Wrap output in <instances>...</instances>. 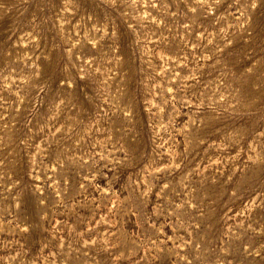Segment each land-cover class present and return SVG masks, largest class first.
Listing matches in <instances>:
<instances>
[{
	"label": "rangeland",
	"instance_id": "obj_1",
	"mask_svg": "<svg viewBox=\"0 0 264 264\" xmlns=\"http://www.w3.org/2000/svg\"><path fill=\"white\" fill-rule=\"evenodd\" d=\"M0 264H264V0H0Z\"/></svg>",
	"mask_w": 264,
	"mask_h": 264
}]
</instances>
